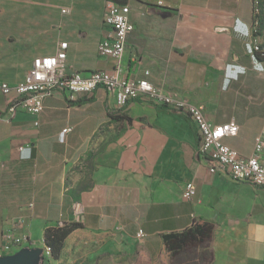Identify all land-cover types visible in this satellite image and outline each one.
<instances>
[{"label": "crops", "instance_id": "0c3cea01", "mask_svg": "<svg viewBox=\"0 0 264 264\" xmlns=\"http://www.w3.org/2000/svg\"><path fill=\"white\" fill-rule=\"evenodd\" d=\"M107 1L0 0V81L24 82L34 59L57 54L63 42L68 75L111 71L113 61L97 52L109 30ZM111 1L130 7L135 26L124 77L148 71L161 94L201 107L215 125L235 122L239 133L224 144L253 156L264 130V60L252 51L254 39L264 44L263 17L254 33L256 0ZM82 97L92 100L74 105L56 94L34 116L7 113L0 94V245L11 233L25 238L9 256L26 249L44 258L45 229L77 222L83 228L66 239L57 264H264V188L212 173L185 110L141 99L120 110L104 89ZM189 183L195 191L186 200ZM194 224L212 226L211 238L194 255L173 256L164 236Z\"/></svg>", "mask_w": 264, "mask_h": 264}, {"label": "built area", "instance_id": "2783aa9c", "mask_svg": "<svg viewBox=\"0 0 264 264\" xmlns=\"http://www.w3.org/2000/svg\"><path fill=\"white\" fill-rule=\"evenodd\" d=\"M130 13L128 5L111 0L106 2L104 25L109 30L100 40L97 52L101 58L113 61L114 68L111 71L97 70L89 76H83L80 72L68 75L66 72L68 43L63 42L57 54L34 59L33 67L24 82L12 86L0 81V94L7 98L6 112L15 115L22 110L40 116L44 111L46 99L56 94H63L67 100L74 101L78 96L92 95L98 89H104L113 96L116 107L120 110L138 99L159 102L178 110H185L192 118L201 138L198 152L212 163L210 169L212 173L220 172L235 182L264 188V130L256 138L254 155L243 157L223 142L225 138L238 135L239 126L235 122L215 125L208 120L201 107L183 99L161 94L148 80L147 77L150 75L148 71L145 72V77L139 80L124 77L123 59L128 38L135 30ZM252 51L256 56L264 58V44L262 47H254L252 42ZM70 131V128L63 130L65 134ZM194 191L195 185L187 184L184 199L190 200ZM138 236L143 238V231H140ZM6 238L7 242L0 245V256L10 255L13 249L21 247L25 240L14 233ZM45 252L48 255V247Z\"/></svg>", "mask_w": 264, "mask_h": 264}, {"label": "trees", "instance_id": "16d2710c", "mask_svg": "<svg viewBox=\"0 0 264 264\" xmlns=\"http://www.w3.org/2000/svg\"><path fill=\"white\" fill-rule=\"evenodd\" d=\"M152 12H159L155 7H151ZM259 21V22H258ZM258 22V24H256ZM256 24V25H255ZM261 26V19L259 16L256 17L254 22V33L259 32ZM260 58L259 56H257ZM264 60V58H260ZM92 99H85L84 97L69 102L74 105H82L87 102H90ZM133 102V101H132ZM112 121H121V120H130V118L124 115L114 116L110 114ZM87 186H84L82 189H87ZM76 202L79 201V195L71 192L70 193ZM83 228V224L72 222L64 223L63 225L56 227H49L44 231V244L46 247L51 249V258L52 260H59L62 256L64 245L66 239L77 229ZM213 233V227L208 224H194L192 228L184 231L183 233L169 234L164 236V243L167 250L173 255L176 256L181 253V251L188 246L189 244H204L207 242Z\"/></svg>", "mask_w": 264, "mask_h": 264}, {"label": "water", "instance_id": "95a60500", "mask_svg": "<svg viewBox=\"0 0 264 264\" xmlns=\"http://www.w3.org/2000/svg\"><path fill=\"white\" fill-rule=\"evenodd\" d=\"M42 254V250L30 252L26 249H22L16 255L0 256V264H33L35 259L38 261L36 264H39V261L44 260Z\"/></svg>", "mask_w": 264, "mask_h": 264}, {"label": "rangeland", "instance_id": "374dc122", "mask_svg": "<svg viewBox=\"0 0 264 264\" xmlns=\"http://www.w3.org/2000/svg\"><path fill=\"white\" fill-rule=\"evenodd\" d=\"M254 9H255V13L258 14L257 16L259 17H263L264 18V0H256V3L254 4ZM255 41V39L253 40V42ZM49 249V247H48ZM17 252L16 250L12 251L11 253H15ZM196 252V250H192L190 252L184 253L182 258H184V255L186 256H191L194 255ZM206 257H208V252L203 253ZM202 253L200 255H203ZM46 261H48L46 263ZM114 261L112 260L110 263L111 264H115L113 263ZM43 264H57V260H52L51 258V252L50 254L48 253V256L46 255V257H44V260L42 262ZM78 263V262H77ZM77 263H68V260L62 261L61 264H77ZM79 264V263H78ZM82 264H95V260H90V261H86L83 262Z\"/></svg>", "mask_w": 264, "mask_h": 264}, {"label": "flooded vegetation", "instance_id": "af4514ba", "mask_svg": "<svg viewBox=\"0 0 264 264\" xmlns=\"http://www.w3.org/2000/svg\"><path fill=\"white\" fill-rule=\"evenodd\" d=\"M201 244H189L188 246H186L180 253V255H183L184 253L190 252L193 249L197 248L198 246H200Z\"/></svg>", "mask_w": 264, "mask_h": 264}, {"label": "bare ground", "instance_id": "6f19581e", "mask_svg": "<svg viewBox=\"0 0 264 264\" xmlns=\"http://www.w3.org/2000/svg\"><path fill=\"white\" fill-rule=\"evenodd\" d=\"M262 46H263V44H261L258 39H255L254 47H262ZM50 252H51V249L49 248L48 253L50 254Z\"/></svg>", "mask_w": 264, "mask_h": 264}]
</instances>
